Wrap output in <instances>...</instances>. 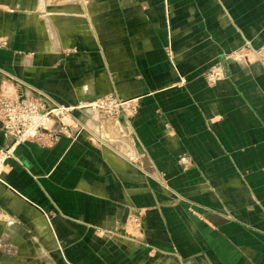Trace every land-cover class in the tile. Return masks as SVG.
Instances as JSON below:
<instances>
[{
	"label": "crops",
	"instance_id": "obj_1",
	"mask_svg": "<svg viewBox=\"0 0 264 264\" xmlns=\"http://www.w3.org/2000/svg\"><path fill=\"white\" fill-rule=\"evenodd\" d=\"M125 1L114 26L68 23L52 44L39 24L14 37L0 24L8 95L32 93L20 79L64 105L146 94L139 112L122 119L127 136L114 135L115 144L85 118L76 139L19 145L0 176V220L46 214L67 247L91 243L102 227L122 264H264V65L249 55L241 66L224 60L247 44L264 45V0H167L170 23L154 0ZM217 63L226 79L210 87L203 74ZM44 76L65 79L46 85ZM6 144L0 128V150ZM156 239L174 259L148 255Z\"/></svg>",
	"mask_w": 264,
	"mask_h": 264
},
{
	"label": "rangeland",
	"instance_id": "obj_2",
	"mask_svg": "<svg viewBox=\"0 0 264 264\" xmlns=\"http://www.w3.org/2000/svg\"><path fill=\"white\" fill-rule=\"evenodd\" d=\"M125 2V0H45L44 3H41L40 0H0V24L2 25V27L7 28V32H5L6 36L12 35V37L17 34L20 35L23 32L25 33L29 29H33L35 24H39L43 30L42 39L45 42L50 41V43L52 44L53 40H56L58 38L57 35H54V33L61 35L62 27L67 26L68 23L69 25H72L70 23H74V25H76L77 27H79L82 22H86L92 25L96 23H105L114 26V24L118 23L120 17L123 16L118 12L120 7H122L123 11L126 10L127 5ZM154 3L155 6L162 9V11H165L166 21L167 23H170L171 12L168 8L167 0H154ZM72 6L76 7V9L73 11L74 14L73 12H71L72 10L68 11V9H71ZM126 18L127 20H130L129 15H126ZM49 19L53 23V29L51 28V25H49ZM8 23L10 24L11 29H9ZM108 34H110V32H108ZM55 48L56 46L52 49ZM241 48L242 49L239 48L238 50L234 51V53L226 55L224 57V60H232L236 62V64L241 66L244 64V61L242 60L243 55H249L252 59L255 58L258 63L264 65V45L259 48H255L253 45L247 44ZM48 51L53 52L52 50ZM62 51V53L65 55L66 50L63 49ZM167 53L172 58V49L170 50L168 48ZM122 65L124 69L123 71L125 72L129 68V66H127L128 62L123 60ZM217 72L221 73L222 79H226V73L221 63H217L213 67L206 70L203 74L204 80L210 87L216 86L219 82H212ZM56 77L52 76L51 78H47L44 76L42 78V83L47 85V83H49L51 79L54 81L58 78ZM58 79L64 80L65 78L62 76ZM19 81L21 82L22 86H27V88H31V90H34L35 93H38L33 86L28 85L30 83L22 81L21 79ZM13 82L17 83V81L12 80L11 83ZM181 83L182 85L185 84L183 79L181 80ZM2 84L3 83L1 82L0 100L4 97H14L22 90V88H20L18 91L15 90L14 94L8 95L5 93ZM57 90L58 88H54L53 90L48 91L56 93ZM43 92L48 94V96L41 93L39 94H41V96H43L44 98L47 97L48 99H51L49 97L51 93H47V90H43ZM30 95L31 94L29 93L28 96ZM65 96L66 95L60 97L59 95V98L63 99L65 98ZM145 96L146 94L137 95L135 97H124L119 93H110L103 97H99L94 101L101 99L108 100L109 97H113V99L116 101L119 99L127 102H136L138 105V110L133 115L135 116L139 112L141 100ZM53 103L56 102L54 101ZM87 115V112L83 113L80 110L79 112L74 111L71 115L69 114V120L72 119L70 120V128H75L78 130L84 129L85 126L83 119L90 118L91 121L96 119V115ZM127 117L128 116H122L120 118V120L117 122V125L119 126L115 127V129H117L114 130L115 132H110L109 129H111V127L105 126V124L107 123H111L112 125V122L114 120L105 118L103 129H101V127L100 129L97 128L96 125L97 135L102 136L110 143L114 144L119 140L116 138L114 139V135L116 137H119L120 140H124L127 134L125 133L121 125L122 119L127 120ZM100 122H102V119L100 120ZM93 127L95 126L93 125ZM85 132H88V130H85ZM63 136H70V134L66 132V135ZM54 142L55 141L52 137H48L41 142L35 143H39L45 146L49 143ZM184 157L187 158L188 161H190L187 156H182L179 158L178 164L183 169H187L190 167V163H181V159H183ZM189 211L191 213H194L193 207H190ZM131 221L133 223V229H136V226L139 227L141 225L138 218H132ZM138 230H140V227ZM105 233L106 232L104 231V229L100 227V229L96 231L95 239H91V243L90 239H79L77 240L78 243H75L73 245L71 243V247H67V243H65V240L61 239V237H59V235L53 228V222L51 218L48 217V215L44 214L42 219L40 218L38 221H35L34 218H30L28 215L19 216L16 212L10 213L5 220H0V264H122L121 260L123 258V255L119 251L114 249V246L112 245L111 248H106L107 246L105 243V239L103 238L105 237ZM137 235H141L139 231ZM109 239L113 241V238ZM156 240L157 242H159V245H150L155 247V249H151L148 255L155 260L159 259L161 256H166V258L174 259L175 255L172 252L170 253V245L166 244L161 239ZM161 247L165 251L161 249ZM70 248L74 253H68V251H71L69 250ZM160 251H163L164 254H161ZM165 264H167V261L165 262Z\"/></svg>",
	"mask_w": 264,
	"mask_h": 264
},
{
	"label": "built area",
	"instance_id": "obj_3",
	"mask_svg": "<svg viewBox=\"0 0 264 264\" xmlns=\"http://www.w3.org/2000/svg\"><path fill=\"white\" fill-rule=\"evenodd\" d=\"M221 73L217 72L213 83L222 79ZM28 96L22 90L14 97H4L0 100V121L2 130L6 136L7 144L0 152V176L8 161L14 157L15 149L26 142H41L45 138L52 137L56 142L60 137L69 133L73 138L82 135L83 129L74 131L70 128L68 115L74 111L91 113L96 115V122L102 125L105 118L114 120V123L123 116L132 117L138 110L135 102L101 99L93 102L77 105H64L53 103L54 101L41 96L31 90ZM115 101V102H113ZM59 119V120H58ZM102 119V122L100 120ZM98 120V121H97ZM95 121V120H94ZM101 127V126H100ZM103 129V127L101 128ZM74 133V135H72ZM187 158L181 159V163H188Z\"/></svg>",
	"mask_w": 264,
	"mask_h": 264
},
{
	"label": "water",
	"instance_id": "obj_4",
	"mask_svg": "<svg viewBox=\"0 0 264 264\" xmlns=\"http://www.w3.org/2000/svg\"><path fill=\"white\" fill-rule=\"evenodd\" d=\"M0 128H2V122L0 121Z\"/></svg>",
	"mask_w": 264,
	"mask_h": 264
}]
</instances>
